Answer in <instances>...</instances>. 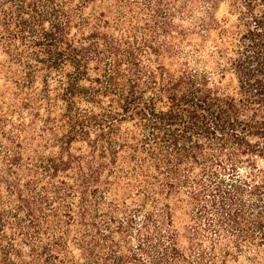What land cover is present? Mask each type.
Segmentation results:
<instances>
[{"label": "trees", "instance_id": "1", "mask_svg": "<svg viewBox=\"0 0 264 264\" xmlns=\"http://www.w3.org/2000/svg\"><path fill=\"white\" fill-rule=\"evenodd\" d=\"M0 264H264V0H0Z\"/></svg>", "mask_w": 264, "mask_h": 264}]
</instances>
